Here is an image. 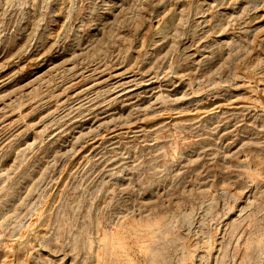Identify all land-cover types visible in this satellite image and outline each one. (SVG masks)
Returning a JSON list of instances; mask_svg holds the SVG:
<instances>
[{"label":"rangeland","instance_id":"rangeland-1","mask_svg":"<svg viewBox=\"0 0 264 264\" xmlns=\"http://www.w3.org/2000/svg\"><path fill=\"white\" fill-rule=\"evenodd\" d=\"M0 264H264V0H0Z\"/></svg>","mask_w":264,"mask_h":264}]
</instances>
